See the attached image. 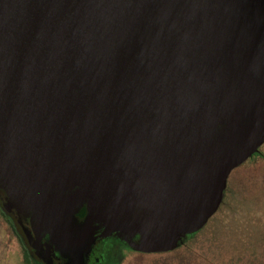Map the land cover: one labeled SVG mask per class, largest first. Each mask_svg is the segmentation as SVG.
I'll return each instance as SVG.
<instances>
[{
    "label": "water",
    "instance_id": "water-1",
    "mask_svg": "<svg viewBox=\"0 0 264 264\" xmlns=\"http://www.w3.org/2000/svg\"><path fill=\"white\" fill-rule=\"evenodd\" d=\"M263 144L264 0H0V208L58 264L172 251Z\"/></svg>",
    "mask_w": 264,
    "mask_h": 264
},
{
    "label": "rangeland",
    "instance_id": "rangeland-1",
    "mask_svg": "<svg viewBox=\"0 0 264 264\" xmlns=\"http://www.w3.org/2000/svg\"><path fill=\"white\" fill-rule=\"evenodd\" d=\"M209 228L170 253L125 251L120 264H264V146L231 172L224 206ZM0 264H24L20 245L1 218Z\"/></svg>",
    "mask_w": 264,
    "mask_h": 264
},
{
    "label": "flooded vegetation",
    "instance_id": "flooded-vegetation-1",
    "mask_svg": "<svg viewBox=\"0 0 264 264\" xmlns=\"http://www.w3.org/2000/svg\"><path fill=\"white\" fill-rule=\"evenodd\" d=\"M264 146V144L262 145ZM261 146V147H262ZM261 147L258 149V152L253 154L249 159L253 158L254 156L258 155L260 152ZM248 159V160H249ZM227 196V186L224 192V196L222 199V202L218 208V210L212 215L206 224L199 229L198 232L188 236L182 244L178 245L175 249H173L170 252H173L177 250L179 247L183 246L186 243V240L192 238L202 230H211L209 228L210 223L212 220L217 216L219 213L220 209L224 206L225 199ZM84 215V211L80 213V216ZM8 218L11 220V218L8 216ZM12 221V220H11ZM13 223V221H12ZM26 229L28 230L29 234L32 235V237L36 236L33 232V229L26 226ZM20 238V237H19ZM36 238V237H35ZM37 239V238H36ZM35 239V240H36ZM21 240V238H20ZM136 240V238L134 239ZM22 246L26 249L30 257L37 262V264H58V258L56 255H53L51 252L48 254L45 253V247L43 246L39 251L35 250L33 248V243L28 242L27 240H21ZM125 251H131L136 254H142L133 251L130 249L127 244L124 242V240L117 236H111L105 239L98 240L90 249L86 264H120L121 263V258L124 254ZM168 252V253H170ZM159 254H166V253H159ZM143 255H158V254H143Z\"/></svg>",
    "mask_w": 264,
    "mask_h": 264
},
{
    "label": "trees",
    "instance_id": "trees-1",
    "mask_svg": "<svg viewBox=\"0 0 264 264\" xmlns=\"http://www.w3.org/2000/svg\"><path fill=\"white\" fill-rule=\"evenodd\" d=\"M0 218L3 219L7 223L8 227L10 228L12 236H14L16 238L17 242L19 243V245L21 247V251H22L23 263L24 264H37V262L30 257V255L28 254L26 249L22 246L21 240H20L19 236L17 235V233L14 229L12 221L8 218V216H6L3 213L1 208H0Z\"/></svg>",
    "mask_w": 264,
    "mask_h": 264
}]
</instances>
